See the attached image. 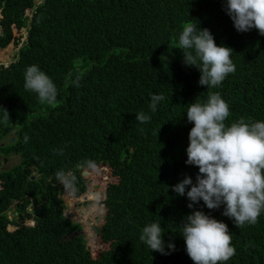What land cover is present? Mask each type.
<instances>
[{
	"label": "trees",
	"instance_id": "trees-1",
	"mask_svg": "<svg viewBox=\"0 0 264 264\" xmlns=\"http://www.w3.org/2000/svg\"><path fill=\"white\" fill-rule=\"evenodd\" d=\"M192 19L234 51L235 72L210 89L229 105L225 123L264 121V36L237 32L223 0H45L37 6L0 0V49L13 40L18 47L13 62L0 63V106L10 115L4 122L0 114V143L18 132L0 154L23 160L0 177V264H193L179 235L192 210L186 196L171 191L185 176L195 181L199 171L186 164L193 127L186 106L206 102L209 91L176 48L182 25ZM31 65L56 85L55 107L25 90ZM153 94L165 97L154 113ZM140 112L151 119L139 123ZM33 166L41 173L34 181ZM90 169L97 174L93 188L107 192L100 254L77 235L82 224L64 215L56 177L70 174L69 189L83 197L92 185L84 176ZM196 207L228 225L236 253L226 264H264V212L255 225L238 229L223 207L211 211L203 201ZM150 223H159L166 244H175L170 255L140 241Z\"/></svg>",
	"mask_w": 264,
	"mask_h": 264
},
{
	"label": "clouds",
	"instance_id": "clouds-1",
	"mask_svg": "<svg viewBox=\"0 0 264 264\" xmlns=\"http://www.w3.org/2000/svg\"><path fill=\"white\" fill-rule=\"evenodd\" d=\"M34 2L37 6L42 1L34 0ZM44 2L45 0L42 3ZM223 3L224 11L232 20L237 32L247 33L256 30L259 35L264 36V0H223ZM195 22L199 24V21L192 19L182 25L176 48L181 50L185 66L200 71L199 86L209 90L206 102L201 103L197 98L194 103L186 106L187 122L193 125L188 136L186 164L198 168L199 171L195 181L191 176H185L181 182L172 187L171 191L178 196H186L189 201L187 207L192 210L191 214L186 215L179 224V235L184 240L186 253L193 264H226L236 253L228 225L206 214L202 209L197 210L196 206L203 201V206L211 211L223 207L222 215L229 218L238 229L258 222L261 213L264 212V121L240 118L230 125L225 123L230 116L229 105L219 93H213L210 89L221 85L229 74L235 72L236 68L231 59L234 51L227 46H218L211 31L197 27ZM161 59L167 60V56L162 55ZM24 88L28 92L35 93L41 104L52 107L57 105V87L37 65L26 68ZM164 99L162 94H153L150 110L156 112L157 105ZM0 114L4 122L10 121L6 108L0 106ZM150 119L151 117L144 112L136 115V120L141 124L147 123ZM16 135H18L17 131L9 133L2 139L0 146H4L9 139L10 142H14ZM25 140L27 141V137ZM14 155L17 157L16 162H12L10 155L0 154L1 178L3 177L1 174L11 173L22 165V157L19 154ZM4 156L8 158L6 162ZM11 162L12 165L8 166ZM87 164L89 167H94L91 161ZM32 170L31 179L34 181L41 176V173H36L35 166ZM85 172L90 173L88 179L97 177L92 169ZM56 177L61 182L64 192H68L70 196L82 202H87L85 204L87 209L84 210L86 215H91L89 202L102 197L107 198V192L96 188L94 191L90 188L83 197H77L69 189L72 186L70 174L58 171ZM1 178L0 191H3L4 181ZM64 203L66 204L65 201ZM66 206L64 215L70 219L68 216L70 212L66 213L68 205ZM106 209L108 210L107 206ZM80 217L83 218L85 229L77 235L85 232L82 236L86 238L89 246V229L87 230L86 227L85 216ZM99 219L102 220V217H96L97 222L92 226H97L101 231L105 221L102 220L99 225ZM92 231L95 234L93 229ZM164 235L159 223H150L142 229L139 239L152 252L170 255L175 251V244H166ZM100 237L101 239L97 238L102 241V234Z\"/></svg>",
	"mask_w": 264,
	"mask_h": 264
},
{
	"label": "rangeland",
	"instance_id": "rangeland-1",
	"mask_svg": "<svg viewBox=\"0 0 264 264\" xmlns=\"http://www.w3.org/2000/svg\"><path fill=\"white\" fill-rule=\"evenodd\" d=\"M41 1L43 2V0H41ZM17 48L18 47H16L14 40L6 48H1L0 49V63L7 64V62H11L12 60H15V58L17 56V52H18ZM11 165H12V162L8 163V166H11ZM90 181L92 183L91 191H94L93 186L95 185L96 178L90 179ZM64 194L65 195L62 197V199L68 205L66 213L77 212V213H72V214H74L75 217H78L81 213H82L81 215L85 216L87 230L88 229L90 230V232L88 230L89 247L91 249H95L96 254H100V251H102L106 247V244L103 243L102 241H100L95 236V234L92 231V225L94 223L96 224V217H98V216L102 217V220L104 222L106 219V216L108 215V212H107L108 210L106 209V206H105L104 197H102V199H94V201L89 202L90 209H91V215H86L84 213V210L87 209V208H85V204L87 202H85V201L82 202L81 200L76 199L74 196H70L68 192H64ZM75 205L78 207L75 208L74 207ZM29 225H33V224L31 222H29ZM11 229L13 230L14 228L11 227Z\"/></svg>",
	"mask_w": 264,
	"mask_h": 264
},
{
	"label": "flooded vegetation",
	"instance_id": "flooded-vegetation-1",
	"mask_svg": "<svg viewBox=\"0 0 264 264\" xmlns=\"http://www.w3.org/2000/svg\"><path fill=\"white\" fill-rule=\"evenodd\" d=\"M8 155H10V158L12 159V162H16V161H17V157H16L13 153H9ZM3 158H4L5 162L8 160V158H7L6 156H4ZM2 171H3V170H2ZM75 208H76V206H75ZM72 213H77V212H70V213L68 214V216L70 217V219H72V220H73L74 222H76V223L82 224L83 229H85V223H82V222L79 221V220H82V221H83V218L80 217V216L75 217V215L72 214ZM96 222H97V221H96Z\"/></svg>",
	"mask_w": 264,
	"mask_h": 264
},
{
	"label": "water",
	"instance_id": "water-1",
	"mask_svg": "<svg viewBox=\"0 0 264 264\" xmlns=\"http://www.w3.org/2000/svg\"><path fill=\"white\" fill-rule=\"evenodd\" d=\"M7 63H9V62H7ZM90 175V173L89 172H85L84 173V176L85 177H88ZM87 213H88V211H87ZM80 222H84V221H82V220H79ZM102 223V220L101 219H99V222H98V224L100 225ZM92 229L94 230V232H95V234H96V236L97 237H99L100 239H101V231H100V229L97 227V226H92ZM82 235L83 234H85V232H83V233H81ZM89 244V243H88ZM88 248H89V250H92L89 246H88ZM93 252H96V250H92Z\"/></svg>",
	"mask_w": 264,
	"mask_h": 264
}]
</instances>
